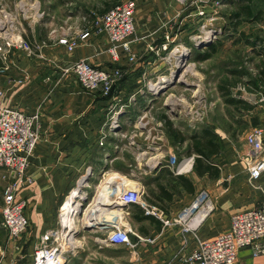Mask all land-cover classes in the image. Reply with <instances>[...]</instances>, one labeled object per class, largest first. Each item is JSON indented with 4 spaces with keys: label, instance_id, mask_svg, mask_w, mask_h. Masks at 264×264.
I'll use <instances>...</instances> for the list:
<instances>
[{
    "label": "crops",
    "instance_id": "obj_1",
    "mask_svg": "<svg viewBox=\"0 0 264 264\" xmlns=\"http://www.w3.org/2000/svg\"><path fill=\"white\" fill-rule=\"evenodd\" d=\"M122 1L125 0H67L59 5L56 0H49V6L43 11L48 13L47 21L39 25L37 31H32V42L45 43L43 60L37 55L19 52L13 56L10 70L0 74L4 90L0 108L17 109L24 114H33L36 110L41 113L37 125L40 141L26 173L30 183L20 188L15 198L17 202H26L28 232L17 239L15 251L7 236H0V264H8L13 258L18 259L19 264H32L35 244L45 232L58 226V213L64 198L83 177L86 178L84 189H89L93 181L101 178V185H110L111 194L116 186L142 190V205L130 207L125 215L135 234L131 240L136 247L113 246L128 248L129 264H185L198 242L211 241L229 231L233 216L264 204V181L250 182L245 165L249 154L247 134L252 129L261 130L264 144V101L251 95L252 102L244 109L217 117L218 107L223 106L224 88L221 89L222 85L216 80L218 66L210 65L214 59L211 44L192 46L195 52L189 57L185 76L190 73L194 81L188 80L195 84L174 79L159 93H151L149 84L159 77L170 78L167 65L161 60L166 55L162 51L165 36L172 37V44L187 46L186 38L192 34L190 24L195 25L197 19L186 14L183 19H176L180 8L175 0H132L135 15L131 52L118 49L113 56L109 52V39L92 28L91 23ZM220 1L223 6L218 18L224 30H236L237 20L242 17L253 20L255 0ZM45 25L54 30H43L41 27ZM84 30H89V36L72 52L59 44L61 36L76 37ZM130 56H134L133 61ZM78 60H86L106 72L120 70L123 78L109 97L85 92L73 75L62 74L63 68ZM263 71L261 68L260 79ZM248 85L251 84H245L240 90H258L262 91L258 96L264 95V85H251L257 90ZM227 88L232 90L234 84ZM199 99L203 100L201 105L206 110L202 123L185 113L177 116L179 119L186 117L188 126L204 125L194 127L196 132L189 138L173 126L177 134L170 133L167 124L172 123L164 111L173 115L169 110L177 109L178 102L182 109L196 108ZM113 114L120 125L116 132L108 128ZM142 115H146V128L139 127L138 118ZM160 125L163 127L159 128ZM170 157L176 159L177 174L176 166L168 165ZM3 175L0 170V200ZM201 192L209 195L214 210L195 231L182 233V227L172 221ZM101 200L95 203L97 208H90L95 211L88 210V220L119 215V210L116 213L114 209L111 213L102 212ZM138 210L143 215H137ZM164 220L168 224L165 225ZM104 230L102 227L85 232ZM138 238L152 240V243L141 242ZM119 260H113L112 264H122ZM236 264H264V255L255 257L250 249H242Z\"/></svg>",
    "mask_w": 264,
    "mask_h": 264
},
{
    "label": "built area",
    "instance_id": "obj_2",
    "mask_svg": "<svg viewBox=\"0 0 264 264\" xmlns=\"http://www.w3.org/2000/svg\"><path fill=\"white\" fill-rule=\"evenodd\" d=\"M175 1L182 6L176 19H180V16L184 14L194 17L198 21L206 18V21L199 26V34L192 38L193 47L209 44L223 36L225 30L220 26L218 18L219 10L222 7L220 0ZM2 3H0V74H5L9 71L7 57L14 49L17 50V53L36 54L42 60L43 57L38 56L42 46L24 41L20 23L15 21L12 13L8 12ZM37 15L40 19L43 14L37 12ZM134 15V1L125 0L114 5L93 21L94 23L91 26L99 33L103 32L109 39L111 43L109 52L113 56H116L118 49H123L128 54L131 52V38L134 35ZM15 18L17 20L16 15ZM88 36L89 31H85L82 35L79 34L76 37L65 36L59 41V44L65 45L72 52ZM171 38L169 34L165 36L162 51L166 55L161 58L167 65L170 78L159 77L154 83L149 84L148 89L153 94L159 93L174 80L177 70L187 63L191 54V49L180 43L173 44L170 49V45L174 43ZM180 54H185V56L181 57ZM129 59L132 61L134 56H130ZM65 73L75 75L80 84L87 90L97 89L101 93L103 92L105 96L123 77V73L120 71L106 72L95 69L83 60L74 62L71 67L67 68ZM3 95L4 91L0 86V97ZM260 101H264V97H261ZM197 105L199 107V103ZM201 110L203 111L202 115L197 113L196 118L192 117L197 122L203 121L205 117V108L203 107ZM40 117L39 110H36L33 114H24L17 109L0 108V170L4 173L2 180L5 183L1 196L3 202L1 227L7 231L13 240L18 239L29 227L25 214L26 202H17L15 198L18 190L24 187L25 184L30 183L26 173L29 160L40 141V133L37 128ZM138 123L139 127L146 128L148 124L146 115L140 116ZM119 127L118 119L113 114L108 128L110 131L116 132ZM150 131L151 129H149ZM246 144L249 148V154L245 158V165L249 181L254 182L260 179L264 181L262 131L252 129L246 136ZM168 165L171 168L176 166L174 168L175 174L179 172L175 158L170 157ZM78 187L79 183L75 189ZM75 189L65 197L60 207L58 226L45 232L35 244L32 264H65L68 255L74 249H77V241L74 239L76 233L96 228L101 229L102 227L107 228V230L104 231L106 232L105 238L99 242L101 245L105 247L125 245L129 249L136 247L137 244L131 240V236L135 235L134 232L121 225V219L107 224H94L93 222L91 224L87 217L84 218V223L80 221V211L87 196L84 187L81 188L82 200L79 201L75 198L79 201L78 211L75 210L74 214L70 216L66 210V200ZM116 189L117 192L114 193L111 206L122 212V218L126 215L122 211L123 208L129 209L132 206L142 205L141 189H128V187ZM213 210V203L209 195L206 192H201L193 203L182 210L172 222L174 225L182 227V233H189V231H195L212 214ZM68 217H71V220H67ZM164 224H168V221L164 220ZM138 239L141 242L152 243V240ZM242 249H250L255 257L264 255V204L254 210L233 216L229 231L218 235L211 241L198 242L196 248L187 256L185 264H236L238 252ZM8 264H19V260L13 259Z\"/></svg>",
    "mask_w": 264,
    "mask_h": 264
},
{
    "label": "rangeland",
    "instance_id": "obj_3",
    "mask_svg": "<svg viewBox=\"0 0 264 264\" xmlns=\"http://www.w3.org/2000/svg\"><path fill=\"white\" fill-rule=\"evenodd\" d=\"M66 1L67 0H56V2L59 5L64 4ZM255 1L256 2L253 3V4H256V5H253V8L255 7V10L253 9L254 11L251 15L253 20H249V18L242 17L243 19L237 20L238 25L236 26L237 27L236 30L235 29L234 30H225V32L223 33V36L218 38L217 41H213L209 44H206L207 47L210 46V44H211V46H215L216 51L213 53L214 59L210 62V65L212 66L214 64V66H218V68H217L218 76H217L216 80L218 81V83H220V85H222V88H224V90L221 94L223 96L222 97V99H223L222 105L223 106L218 107L217 114H216L217 117H219V116L222 117L223 114H227L232 110L235 112V111L244 109L247 104L252 102L251 95H253V98H255V99L264 97V95L258 96V95H261L259 93H262V91L258 92L257 89H255L253 86H251V85H255L258 87L259 84H260L259 86L264 85V78L262 79V77H264V74L261 75V79L259 78L260 69L264 68V0H255ZM1 2H3L2 3L3 7L8 12L12 13L15 21L20 23V25H21L20 29L23 31L22 37H23L24 41L31 43L33 41V35H34L32 31L33 30L37 31V27L47 21L48 13L43 12V11H45L47 6H49L48 5L49 0H1ZM177 5L179 6L180 9L182 8L180 3L177 2ZM222 6H223V4H222ZM37 10H39L40 12ZM256 10L257 11L259 10V11L257 12ZM37 12H39L40 14H43L40 17V19H39V16L37 15ZM178 13H179V11H178ZM15 15L17 17V20L15 18ZM183 18H184L183 16H180V19H183ZM59 20L61 21V17L58 15V21ZM205 21H206V18H203L202 20H199V21L196 20L195 25H192L193 24L192 22L190 24L191 28H192V30H191L192 34L189 35V37L187 36V38H186V39H188L186 48H190L192 54L195 52L194 48L192 47L193 46L192 38L199 34V32H198L199 26L201 24H203ZM251 21H253V22H251ZM93 23L94 22L92 21L91 25ZM45 26L46 27H41V28L43 30H44V28H46L45 31H47V32H49L50 29L54 30L53 27L50 28V27H48V25H45ZM91 27L93 28V26H91ZM85 31H89V30H84L83 32L80 33V35H82ZM62 32H63V30H62ZM62 32L61 31L59 32L60 35ZM64 37L65 36H61L58 41H60ZM35 42H36V44L41 45L42 48L44 47V44H45L44 42H42V44L37 43L38 41H35ZM33 43L34 42H32V44ZM188 43H190V44H188ZM78 45H80V44H78ZM171 47H170V49H171ZM16 53H17V50L14 49V51H12L9 54V57H7L9 70L11 68L12 58ZM27 56H33V55H27ZM38 56L43 57L42 50L40 51V54ZM189 57H191V56H189ZM133 60L134 59H132V61ZM188 60H187V63H185L184 66L182 67V70L180 71L179 75L177 76L178 78H175L176 79L175 82L178 81V82H184L185 84H187V82H188V84H191V83L195 84V83L191 82L190 80H188L190 78L193 80V77L190 76V73H188V75L185 76V74H187V72L189 70L188 67H189L190 62H188ZM79 61H82V60H78L75 62H79ZM83 61L88 63L86 60H83ZM73 64H74V62L72 64H70L68 67L63 68L62 74L69 75V74H66L65 71L67 70V68L71 67ZM89 65L95 69H99V68L92 66L91 64H89ZM115 71H120V70H115ZM120 72H122V71H120ZM73 76L77 79V77L75 75H73ZM121 79H120V81H121ZM259 81H260V83H259ZM230 84H234L235 89L234 88L232 90L228 89V88L226 89V86H228ZM245 84H251L248 86L250 88L257 90V92L251 91V89H247V92H246V90L241 91L240 89ZM0 86L2 88V85H0ZM177 86H179V85H177ZM114 87L111 89V91L109 92V94L107 96H105L103 94V92L101 93L100 90L96 89V90L91 91L90 89L87 90L86 88H84V87L83 88H84L85 92L98 93V94H100V96L109 97L112 94ZM179 87L181 88V86H179ZM2 90H3V88H2ZM229 90H231V91L229 92ZM250 97H251V99H249ZM178 99H181V98L178 96ZM226 100H233L235 103V106L226 104L225 103ZM202 101H203L202 99H199V107L191 108V109L190 108L182 109L180 107L181 102H178L179 106H177V109H170L169 110L171 113H173V115L166 113V111H164V113L167 114L166 117L169 120V122L172 123L173 128L178 130V132H182L183 136L189 138L190 136H192L193 132H196V130H195L196 128L193 129L194 127H197V126L202 127V125H204V124H199V123L195 124L193 122L194 124H190V126H188L187 125L188 123L186 122L187 120H185L186 119L185 115H183L185 117V119H179L177 114L185 113L186 115H189L190 118L191 117L196 118L197 113L202 115V112H203L201 110V109H203V107L201 105V104H203ZM174 105H176V104H174ZM169 107L171 108V105H169ZM174 115L177 116L178 118H175ZM219 119L220 118H218V120ZM228 120H229V118H228ZM195 122H197V121H195ZM200 123H202V122H200ZM220 126H222V125L220 124ZM162 127L163 126L160 125L159 128H162ZM100 179L101 178H99L97 181H93L92 184H90L89 189H84V191L87 192V196H86V201H85V203L82 206V209L80 211L81 214L79 216L80 221L82 223H84V218L87 217V215H86L87 211H88L89 207L92 206V202H93V200L97 194V191H98L97 188H98V185L100 183ZM4 185H5V183H4ZM100 185H101V183H100ZM124 188H127V187H124ZM128 189H129V187H128ZM122 190H126V189H122ZM2 191H3V189H2ZM2 191H1V196H2ZM108 194L110 195L111 193L108 192ZM110 202L112 203V201H110ZM2 205H3V202H2V200H0V215H1ZM122 211L126 214L129 210L123 208ZM136 214L140 215L137 212H136ZM154 215H155V217L156 216L160 217L158 214H154ZM154 215H152V216H154ZM110 217L111 216H107L105 219L100 217L98 219V221H96V220L93 221L92 219H90L89 222H91V224H92V222L94 224H96L98 222H99V224L100 223L107 224L108 221L112 222L114 220H119V219H116V217H113V218L112 217L110 218ZM120 222H121V225H124L125 227L130 229L129 225L126 221L125 215L123 217V220L121 219ZM0 225H1V222H0ZM1 230H3L4 232H0V236L2 238L7 236V241L9 242V244L13 243L14 251H15V248L18 247V244H16L17 239L13 240V238H11L8 233H6L7 232L6 230L0 227V231ZM105 230H107V228H105ZM27 232H28V229L26 230V233ZM26 233L24 232L22 235L19 236V238L22 237ZM76 234L77 235H75L74 239H76V241H77V245H76L77 249H74V251L68 255V258H67L65 264H73V262H74V264H92V263L93 264H112V261L117 259V258L121 259V260H119V263L129 264L127 262L128 261L127 258L129 256L127 247L125 249H121V248L113 247V246L105 247L99 243L101 240H103L105 238L106 232H103V231L102 232H77ZM100 246L102 248H99ZM33 254H34V252H33ZM13 259H10V261ZM32 259H33V257H32Z\"/></svg>",
    "mask_w": 264,
    "mask_h": 264
},
{
    "label": "bare ground",
    "instance_id": "obj_4",
    "mask_svg": "<svg viewBox=\"0 0 264 264\" xmlns=\"http://www.w3.org/2000/svg\"><path fill=\"white\" fill-rule=\"evenodd\" d=\"M180 56L181 57H184L185 56V54H183V55H181L180 54ZM86 184V178H84L83 179V181H81V182H79V187L77 188V189H75L72 193H71V195H70V197H68V199L66 200V210H67V212H68V214H70V216H72L73 214H74V211L76 210V212L78 211V207H79V201L80 200H82L81 199V197L83 196L82 195V187L84 186ZM116 188H119L118 186H116ZM115 188V191H113V194H108L107 192H109V193H111V188H110V185L108 184V183H105L104 185L102 184L100 187H98L97 189H98V191H97V194H96V196H95V198H94V200H93V202H92V206L91 207H93V206H96V202H99L102 198L101 197H103V199L101 200L102 201V206H101V211L102 212H107V213H111L112 211L114 212V210H116V213L118 212L117 210H119V209H117V208H113L111 205H112V203L110 202V201H112V199H113V197H114V193L115 192H117V189ZM109 195V196H108ZM113 196V197H112ZM75 198L76 199H79V201H77V200H75ZM99 198H100V200H99ZM84 199V198H83ZM95 204V205H94ZM99 206V207H100ZM91 207H89V209L88 210H91L90 208ZM96 208H97V206H96ZM114 209V210H113ZM94 211H95V209H93ZM93 210H91V211H93ZM89 211H87V213H88ZM119 217L118 216H116V214L115 215H113V217H117V219H122L123 220V218H122V213H121V211L119 210ZM106 213V214H107ZM91 214V213H90ZM98 216V215H97ZM96 215H94L93 217H97ZM91 218H92V215H91ZM98 218H100V217H98ZM67 220H71V217H68L67 218Z\"/></svg>",
    "mask_w": 264,
    "mask_h": 264
},
{
    "label": "trees",
    "instance_id": "obj_5",
    "mask_svg": "<svg viewBox=\"0 0 264 264\" xmlns=\"http://www.w3.org/2000/svg\"><path fill=\"white\" fill-rule=\"evenodd\" d=\"M210 51H211V53L213 54V53L216 51V50H215V46H211V47H210ZM221 89H223V88H221ZM225 103L228 104V105H233V106H235V103H234L233 100H226ZM167 128H168V130L170 131V133H172V134H175V133L177 132V131H175L174 129H172V125H171L170 123L167 124ZM176 134H177V133H176ZM138 214L143 215V213L140 212L139 210H138Z\"/></svg>",
    "mask_w": 264,
    "mask_h": 264
},
{
    "label": "water",
    "instance_id": "obj_6",
    "mask_svg": "<svg viewBox=\"0 0 264 264\" xmlns=\"http://www.w3.org/2000/svg\"><path fill=\"white\" fill-rule=\"evenodd\" d=\"M204 46H207V45H206V44H205V45H200L199 47H204ZM197 48H198V47H197ZM180 70H181V69H178V70H177L174 79L177 78V75H178V73H179Z\"/></svg>",
    "mask_w": 264,
    "mask_h": 264
}]
</instances>
